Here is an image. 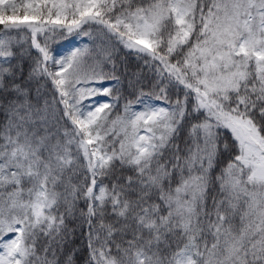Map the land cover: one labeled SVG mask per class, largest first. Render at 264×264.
Instances as JSON below:
<instances>
[{
	"label": "snow or ice",
	"instance_id": "1",
	"mask_svg": "<svg viewBox=\"0 0 264 264\" xmlns=\"http://www.w3.org/2000/svg\"><path fill=\"white\" fill-rule=\"evenodd\" d=\"M0 264H264V0H0Z\"/></svg>",
	"mask_w": 264,
	"mask_h": 264
},
{
	"label": "rangeland",
	"instance_id": "2",
	"mask_svg": "<svg viewBox=\"0 0 264 264\" xmlns=\"http://www.w3.org/2000/svg\"><path fill=\"white\" fill-rule=\"evenodd\" d=\"M85 42H86V40H85Z\"/></svg>",
	"mask_w": 264,
	"mask_h": 264
}]
</instances>
